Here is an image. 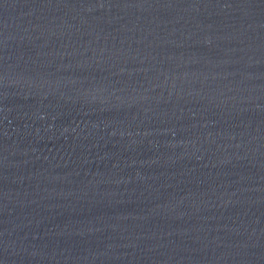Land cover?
<instances>
[{
  "label": "water",
  "instance_id": "95a60500",
  "mask_svg": "<svg viewBox=\"0 0 264 264\" xmlns=\"http://www.w3.org/2000/svg\"><path fill=\"white\" fill-rule=\"evenodd\" d=\"M0 264H264V0H0Z\"/></svg>",
  "mask_w": 264,
  "mask_h": 264
}]
</instances>
